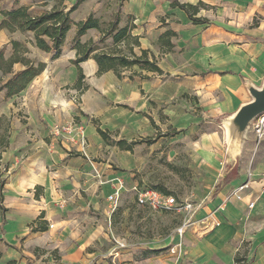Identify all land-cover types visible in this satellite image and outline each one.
<instances>
[{"label": "crops", "instance_id": "1", "mask_svg": "<svg viewBox=\"0 0 264 264\" xmlns=\"http://www.w3.org/2000/svg\"><path fill=\"white\" fill-rule=\"evenodd\" d=\"M77 1L0 0V23L4 10L26 6L36 16ZM174 1L202 3L193 16L203 21ZM90 14L102 28L120 14L119 26L139 37L135 52L150 50L163 73L136 65L123 78L98 74L94 52L127 47L111 36L98 43V28L78 36ZM70 17L58 57L33 31L0 29V52L19 58L11 72L0 69V86L28 61L45 64L20 93L0 91V264H264V126L260 137L257 117L237 123L264 87V0H83ZM169 30L166 50L160 38ZM13 40L27 50L15 51ZM78 40L95 42L79 63ZM132 70L149 77L130 79ZM73 122L84 124L86 146L52 135ZM121 139L140 143L121 149ZM163 156L175 165V193L192 206L186 232L140 246L146 256L135 259L115 235L108 196L122 178L118 205L149 210L135 187L147 186L145 163Z\"/></svg>", "mask_w": 264, "mask_h": 264}, {"label": "trees", "instance_id": "2", "mask_svg": "<svg viewBox=\"0 0 264 264\" xmlns=\"http://www.w3.org/2000/svg\"><path fill=\"white\" fill-rule=\"evenodd\" d=\"M82 1L83 0H78L67 10L60 3H57L51 10L36 16L32 15L29 8L26 6H20L11 10H4L2 11L4 19L0 23V29L7 28L12 32L16 30L33 31L35 33L37 45L47 52L55 51L54 57H58L62 52V46L73 23L70 14L78 8ZM173 4H177L181 8L188 11L193 21H203L202 19L193 16L199 10V6L203 5L202 3L194 6L174 1ZM119 22L120 14H117L105 28H102L99 20L93 14H90L85 20L77 23L78 36L84 35L89 29L98 28L102 32L98 43L104 42L107 37L111 36L113 37L115 44H126V53L122 50L113 49L109 51H96L92 54V57L99 65L98 74L113 70L119 78H123L125 77L124 71L133 69L136 65H138L142 70L162 74L163 70L158 65V58L151 53L150 50L142 49L140 55L135 52V47L140 45V41L138 36L133 35L132 26L121 28L119 26ZM175 35V32L169 30L161 36L160 42L165 46L166 50H171L173 48L171 37ZM12 43L15 51L19 49L23 51L27 50L25 46L21 45L17 41L13 40ZM94 44L95 42L93 40L89 43H81L80 40H78L76 46L79 51V56L75 61L79 63L89 58L90 54L95 49ZM18 60L19 58L16 56L6 60L4 58L3 51H1L0 69H3L5 73L11 72L13 63ZM44 67V63L40 62L36 65L34 62L28 61L26 68L15 73L6 81L5 84L0 86V91L6 89L7 96H13L20 93L37 75L43 71ZM135 75H140L145 78L149 77L143 72L134 70H132V73L128 75V77L133 79ZM150 119L154 124V120L151 117ZM95 122L98 124V132L101 136L104 139H109V132L107 130H103L96 120ZM176 132L177 131L175 130L173 131L174 134ZM152 140V138H148L147 142L151 143ZM141 141L146 140L142 139ZM137 143H140V140L128 142L127 140L121 139L117 142L121 149L126 150H133V146ZM42 229H45V227H42ZM239 260V257H237L236 261L238 262Z\"/></svg>", "mask_w": 264, "mask_h": 264}, {"label": "rangeland", "instance_id": "3", "mask_svg": "<svg viewBox=\"0 0 264 264\" xmlns=\"http://www.w3.org/2000/svg\"><path fill=\"white\" fill-rule=\"evenodd\" d=\"M143 168L145 170L142 173L147 176V179L141 181V184L145 183L147 186L171 193L177 196L181 205L184 204L185 201L182 197L178 198L174 190L177 183L175 165L168 161L166 156L152 158ZM127 200L122 205H118L113 215V223L115 235L122 240L126 239V243L133 247L131 253L135 259L146 256L143 250L139 249L140 246L153 245L157 240L170 238L175 233L183 235L186 232L185 217L191 209L187 211L182 207L180 210L170 212H150L147 209H139L133 201ZM181 227H184L183 232L179 231ZM170 248L171 246L165 247L163 251H169Z\"/></svg>", "mask_w": 264, "mask_h": 264}, {"label": "built area", "instance_id": "4", "mask_svg": "<svg viewBox=\"0 0 264 264\" xmlns=\"http://www.w3.org/2000/svg\"><path fill=\"white\" fill-rule=\"evenodd\" d=\"M264 116H257L256 130L259 136L263 135ZM52 135L58 139H62L72 143H80L83 146L87 145V137L85 134V126L83 123L73 122L65 125H57L52 129ZM246 184L241 185L237 191L242 190ZM125 188V182L122 178L117 179L114 184V191L109 194L108 201L110 203L111 212L118 207V201ZM137 203L152 212H170L173 210H180L182 207L190 209L192 206L188 203L180 204L177 197L171 193L163 192L151 186H137L135 187ZM241 198V195H238ZM253 206V203L250 204ZM188 222L184 223L186 227ZM184 227L179 229L183 232Z\"/></svg>", "mask_w": 264, "mask_h": 264}, {"label": "water", "instance_id": "5", "mask_svg": "<svg viewBox=\"0 0 264 264\" xmlns=\"http://www.w3.org/2000/svg\"><path fill=\"white\" fill-rule=\"evenodd\" d=\"M252 94L254 101L244 106L237 115L240 128H244L254 118L264 113V87L261 90H253Z\"/></svg>", "mask_w": 264, "mask_h": 264}]
</instances>
